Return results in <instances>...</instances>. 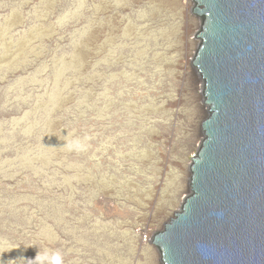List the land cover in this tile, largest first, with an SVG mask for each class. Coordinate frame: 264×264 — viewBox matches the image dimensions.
<instances>
[{
    "label": "rangeland",
    "instance_id": "rangeland-1",
    "mask_svg": "<svg viewBox=\"0 0 264 264\" xmlns=\"http://www.w3.org/2000/svg\"><path fill=\"white\" fill-rule=\"evenodd\" d=\"M157 1L0 0V264H162L208 108L176 67L181 9Z\"/></svg>",
    "mask_w": 264,
    "mask_h": 264
},
{
    "label": "water",
    "instance_id": "water-1",
    "mask_svg": "<svg viewBox=\"0 0 264 264\" xmlns=\"http://www.w3.org/2000/svg\"><path fill=\"white\" fill-rule=\"evenodd\" d=\"M208 108L162 264H264V0H194Z\"/></svg>",
    "mask_w": 264,
    "mask_h": 264
},
{
    "label": "bare ground",
    "instance_id": "bare-ground-1",
    "mask_svg": "<svg viewBox=\"0 0 264 264\" xmlns=\"http://www.w3.org/2000/svg\"><path fill=\"white\" fill-rule=\"evenodd\" d=\"M157 2L159 3V6H160V3L163 4L162 2H164V3L168 2L170 5L176 7L175 10L177 8L181 9V13L185 19V22H184V25L182 26V28L180 27L181 30L178 28H175L173 30V32H170V33H174L177 35V44L173 45L172 48L175 52L178 53V56H179L177 61H176L177 62L176 67H178L180 70H182L184 72V75L188 78L190 83L197 89V88H199V83H200V80L202 81V78H201V75L198 73L197 69L195 67L193 68L192 59H191V57L194 56L193 51H194V47L197 44V42L195 40H193L191 37V35L194 34V28L192 27V21L189 17L190 10L192 9V5H190L189 0H158ZM166 7H168V6H166ZM162 9H164V8H162ZM159 12H161V11H159ZM201 26H202V23L200 24V22H196L195 28H198V30H199V29H201ZM166 66H168V65H166ZM171 103L173 105H176L177 101H172ZM193 103H194V105L192 106L193 107L192 109L196 108L198 113L200 115H202L205 112V106H206L204 103L203 93H202V95L197 93L194 96ZM158 134H159V131H156L155 137ZM187 167L189 169V163H187L185 165V167H183L182 169L184 172L189 174L190 170H188ZM145 233H147L149 237H152L154 230L152 228H148V229H145Z\"/></svg>",
    "mask_w": 264,
    "mask_h": 264
},
{
    "label": "clouds",
    "instance_id": "clouds-1",
    "mask_svg": "<svg viewBox=\"0 0 264 264\" xmlns=\"http://www.w3.org/2000/svg\"><path fill=\"white\" fill-rule=\"evenodd\" d=\"M65 146L70 151L74 148L76 150H81L83 147L79 142H69ZM34 259L37 264H63L61 255L56 252L45 251L43 254L37 253Z\"/></svg>",
    "mask_w": 264,
    "mask_h": 264
}]
</instances>
